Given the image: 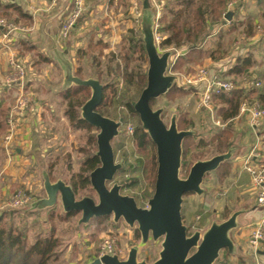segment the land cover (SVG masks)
I'll use <instances>...</instances> for the list:
<instances>
[{"label":"rangeland","instance_id":"rangeland-1","mask_svg":"<svg viewBox=\"0 0 264 264\" xmlns=\"http://www.w3.org/2000/svg\"><path fill=\"white\" fill-rule=\"evenodd\" d=\"M5 1L9 0H0V2ZM134 1L136 0H133L132 5L123 8L115 5L113 8L107 10L104 5L102 6L103 8L98 9V13L91 23L92 26L93 24L99 26L101 19L104 17H107L115 23H118L117 17H123L125 20L129 18L131 21L127 24L129 28L127 25L121 26L119 23L115 30L111 27L115 31L114 35L108 40V45L103 44L106 46L93 49L91 53L92 59H86L83 63L82 77L99 78L102 81L100 83L104 84L108 81L118 88L119 93L117 96L112 101L107 99V102H105V105L101 109L105 112V117L114 121L123 120L118 136L111 142L115 153V162L118 163L122 160V168L115 175L113 183L121 186V195L134 198L137 205L144 208L146 207L148 199L151 198L154 188L151 187L150 182L145 179L142 173L143 161L139 158V152L133 144V136H130L126 132V124H131L134 130L140 124L138 116H131L125 107L126 102L136 101L140 93L137 92L136 79L132 85L127 87L121 81V78H116V72L120 73L124 66L120 58L123 57L128 48V39L134 35L140 40L142 37L140 32V4L134 5ZM162 2H165V0H157L154 5L157 10L158 19L161 15L160 6ZM261 12L262 8L257 5L256 0H237L230 3L224 14V17L227 13L232 14L230 21H227L223 17L226 25L212 28L204 48L206 51H211L215 50L218 44H221V48L225 52L223 59L216 63L203 59L199 64H190L186 70L180 72L181 74H174L179 79L178 85L174 87H179L186 93L175 96L174 98H169L164 95L153 101V109L163 110L162 120L166 126L169 125L172 116H176L177 122L185 118L192 123V126L187 130L193 132L194 142L189 146L186 154V164H183L182 160L180 178L184 179L187 176L190 167L197 160H206L218 155L213 152V147L209 142L212 136L218 134L225 128H231L232 130V145L242 149V155L235 161V164H232V161L229 160L230 164L227 173L222 175L212 173L205 177L202 184V195L187 194L184 196L181 215L183 224L188 229V235L196 231L204 232L212 222L220 223L224 221L226 218L223 216L226 210L229 212V217L233 212L246 205V207L251 208V205L254 204L253 202H256L255 199L258 192L252 183L249 173L245 170L244 163L248 161V164L255 166V163H253L255 158L263 159L264 145L261 143L262 137L260 134L262 128L257 127V129L253 127L248 117L240 115V112L233 122L227 124L222 123L217 115L216 108L211 103L210 109L201 105V93L197 85L188 83L186 80L193 79L200 69H206L209 72L220 70L226 72L233 66L234 60L237 57L252 54L256 58L257 63L249 70V77L242 76L233 78L228 76L227 78V80H230L234 84V89H246V86H250V82L257 79L260 72L264 70V19L261 17ZM1 13L0 8V19L5 20L8 24H13L18 28V31L21 30L20 26L25 27L24 29L27 31L29 30L32 34L31 41L36 42L39 48L38 51L40 50L44 53L40 42L41 34L39 35L40 32L37 26V22L39 23V21L31 26L26 23L19 25L7 19ZM247 17H251L254 21V36L252 37H247L244 33L245 24L243 23H245ZM24 24L25 26H23ZM2 30L5 31L4 29ZM91 31L90 36L93 35V30ZM156 36L158 38L160 37L157 33ZM14 43L12 41H1L0 47L5 50L3 45L8 46L7 50H10L11 53L9 59L14 58L18 60L24 68L25 79L30 80L27 84L29 86L33 85L40 94L39 97L29 95L31 103L27 115L33 116V120L31 121L29 132L26 131L27 134L24 132L26 134L25 140L28 144L27 151H22L20 157L16 158L14 148L20 144L6 146L4 138L8 133V128L4 133L0 134V199L2 201H5L6 198H10L16 192L20 191L26 192L32 198H42L44 195L41 177L42 170L50 174L51 181H56L61 178L65 179V183H69L71 178L78 173L81 163L85 158L81 150H85L89 135L84 130H74L69 126L64 116L65 104L60 98L54 95V92L51 94L50 101H46V98L49 97H44V99L41 97L42 94H45V88L47 86L38 83L39 79L45 80L49 85L58 83L60 80V72H58L56 67L54 65H37L38 57L34 53L27 52L26 54L22 52L23 55L20 56L19 45L15 44L16 46H14ZM12 46L15 47L14 54L12 52ZM137 52L133 53L134 60L128 64L127 70L134 75L139 73L146 74V55L144 60H136L139 56ZM160 52L162 53V51ZM174 58L176 57L172 56L170 63L172 60H175ZM6 59L7 55L4 56L0 53L1 81H4L6 78L5 71L1 70L3 68L2 61L8 62L9 66V59L8 61ZM259 62H263V65H257ZM117 68L119 69L118 71ZM10 72L9 67V74ZM168 73L172 74L169 72V69ZM42 86L44 87L41 88ZM10 88L17 91L11 94L12 98H15L14 102L8 105L9 112L17 101V95L19 94L18 87L16 88L12 85L8 88L3 85L4 90ZM54 88H52V91ZM88 95L89 98V89ZM34 99L39 105H33L32 101ZM243 102L250 101L244 100ZM35 107L38 109L36 110ZM263 121L264 117L261 123ZM17 126L18 128L20 127L19 125ZM93 134L96 136L97 130L93 131ZM200 142L203 143L201 144ZM203 144L205 146H202ZM6 157L10 161L9 164L4 160ZM139 161H142V164L139 165ZM40 164H43L41 165L42 167ZM134 181L137 182L135 186L125 187L127 183L131 184ZM111 185L112 183L108 187ZM76 197L78 199L83 197L97 199L90 185L85 190L79 191ZM251 202L252 204L250 205ZM52 210H54L56 216L65 215L58 203L55 207L49 209L48 213L42 216L17 212L20 215L14 218L15 225L26 231L30 244L34 242L40 232L45 234L49 231L51 224H54L56 237L61 242V245L57 250L58 259L50 264H88L92 260L108 253L110 255H116L120 259H125L128 251L132 247H137L140 243V234L136 226L130 228L122 220L114 223L112 216L105 217L101 223L97 219H92L87 225H78L80 213H76L75 216L66 221L59 222L57 219H52L50 220L51 222L46 224L48 214ZM6 211L10 210L8 209ZM160 243L161 240H150L147 242L138 251V261L153 263L158 258ZM108 247L110 248L109 250L107 249ZM243 256L244 259L240 260L235 256L228 257L225 251H221L215 264H260L253 262V258L246 254H243Z\"/></svg>","mask_w":264,"mask_h":264},{"label":"water","instance_id":"water-1","mask_svg":"<svg viewBox=\"0 0 264 264\" xmlns=\"http://www.w3.org/2000/svg\"><path fill=\"white\" fill-rule=\"evenodd\" d=\"M139 10L141 40L147 58L146 84L137 100L131 102V107L138 116L141 129L155 146L157 160L154 190L146 207H139L134 198L121 195V186L113 183L115 175L122 168V160L115 162L111 142L118 136L123 120L114 121L96 111L102 101L104 85L98 79H80L75 76L67 54L56 52L51 39L53 58L62 70L63 91L73 86L90 90V97L79 108V115L97 130L94 155L99 160V166L88 175L89 185L97 199H78L69 184L61 179L52 182L49 175L42 170L44 197L32 201L25 208L17 209L16 212L43 214L59 203L65 214L80 213L78 225H87L92 219L112 216L114 223L122 220L130 228L136 226L140 243L128 251L125 259L105 254L88 264H215L221 251L240 257V249L231 234L240 226L239 218L247 211L246 208L233 212L220 223L212 222L204 232L196 231L191 235H188L181 215L184 196L202 195L205 177L238 154L239 148L232 145L223 154L197 160L190 167L187 176L180 178L182 143L185 138L193 136V132L178 130L176 116H172L166 126L162 120L163 110L150 106V102L166 95L178 85V77L168 73L174 51L161 53L158 49V18L154 5L149 0H141ZM231 15L227 13L224 18L230 21ZM150 240H161L158 258L153 263L138 261L139 249Z\"/></svg>","mask_w":264,"mask_h":264},{"label":"trees","instance_id":"trees-1","mask_svg":"<svg viewBox=\"0 0 264 264\" xmlns=\"http://www.w3.org/2000/svg\"><path fill=\"white\" fill-rule=\"evenodd\" d=\"M237 0H165L161 5V15L157 19V34L160 36L158 49L162 52L166 51H182L175 60L169 64V72L172 74H181L180 72L187 69L190 64H199L201 60L208 59L212 63L219 62L225 56L221 44H218L215 50L206 51L205 43L210 35L212 28H218L226 25L223 21L224 14L227 11L228 5ZM257 5L262 8L261 17L264 19V0H256ZM1 14L7 19L12 20L14 23L22 25V23L30 24L31 17L28 13L24 12L21 6L13 1H6L5 4L0 5ZM82 18V17H81ZM81 18L79 20H81ZM251 17H247L245 21L244 33L247 37L254 36V24ZM231 24V23H230ZM242 24V23H241ZM25 26V24L23 25ZM233 27V26H232ZM25 27L20 26L21 30ZM133 34V33H132ZM128 48L120 59L123 61L124 66L120 73L116 72V78H121L125 86L132 85L133 81L137 80V92L140 93L146 84V74L139 73L134 75L128 72V64L134 60L133 53H139L136 60H144L145 51L141 40L137 37L131 36L128 41ZM106 46L100 41L95 45L88 46L87 51L78 50L76 58L78 62L81 60L92 59L93 49ZM112 57H114L112 55ZM94 59V58H93ZM44 63L49 60L41 56ZM256 58L252 54L243 57H237L234 60L233 66L223 73L222 77L227 79L229 77H249V70L256 65ZM263 65V62L257 64ZM119 68V67H118ZM117 68V71L119 70ZM189 70V69H188ZM82 67H78L76 76L82 78ZM99 82H102L98 78ZM254 81L260 82L259 88H235L228 93L214 94L211 98V104L217 110V115L220 121L224 124L233 122L239 115V107L244 100L252 102L256 100L260 107L264 109V70H262L257 79ZM113 82V81H111ZM102 84V83H101ZM104 89L102 93L101 104L97 107L96 111L105 116V112L101 109L107 102V99L113 100L118 92V88L113 83L108 81L103 84ZM109 90V91H108ZM109 93V98L108 94ZM186 92L179 88L174 87L166 94L169 98L183 95ZM88 88L85 87H71L61 94L62 101L65 104L64 116L68 124L74 130H84L88 135L86 148L81 150L85 155L79 171L69 181V185L73 188L74 193L85 190L89 185L88 175L95 168L99 166V160L94 155L95 153V136L93 131L95 129L88 125L80 118L79 108L84 101L88 98ZM153 106V101L150 102ZM127 112L131 116H137L131 107V101L125 103ZM9 116L8 105L0 101V134L4 133L7 128V120ZM192 126L191 121L188 119H181L177 122L178 130H187ZM261 143L264 145V121L261 123ZM133 144L139 152V158L143 161L142 173L147 181L150 182L151 187L154 188L155 175H156V149L150 141L148 135L141 129L140 124L136 126L133 132ZM194 142L193 136L187 137L182 143V160L186 164V154L189 146ZM201 144L203 142H200ZM210 145L213 147L215 154H223L232 146V130L225 128L218 134L212 136ZM202 146H205L203 144ZM115 155V153H114ZM139 161L138 164H142ZM256 167H264V157L255 158L253 160ZM229 162H225L219 166L214 174L222 175L228 172ZM119 172V171H118ZM117 172V173H118ZM49 174V173H48ZM51 179V176L49 174ZM137 182L131 184L127 183L125 187H133ZM35 200L36 198H32ZM15 210L4 211L0 214V264H50L58 259L57 250L61 242L56 237V228L51 224L49 231L45 234L40 232L31 244L28 242L27 233L24 229L18 227L14 223V218L19 216ZM75 212L67 213L64 216H56L52 210L47 217V223L52 219L66 221L75 216ZM229 215L228 210L224 213V218ZM22 216V215H21ZM49 218V219H48ZM105 218L97 219L102 222Z\"/></svg>","mask_w":264,"mask_h":264},{"label":"crops","instance_id":"crops-1","mask_svg":"<svg viewBox=\"0 0 264 264\" xmlns=\"http://www.w3.org/2000/svg\"><path fill=\"white\" fill-rule=\"evenodd\" d=\"M10 1H13L16 4H18L19 6H21L24 12L28 13V15L31 17V23L29 26L39 21V23L37 22V26L40 32L39 35L41 34L40 42L44 50V53L41 52L40 50L38 51L39 48L37 47L36 42L31 41L32 39L31 32H29V30L27 31L24 29L22 31L21 30L15 31L12 34V40H11L13 43L17 40L14 43V46H16L15 44L19 45V50H20L19 54L21 53L20 56L23 55L22 52L23 53L25 52L26 54L27 52L34 53L38 57L37 65H48V66L54 65L56 69L58 70V72H60V80L55 85L53 84L49 85L45 82V80L39 79L38 83L44 84V86H47L45 88L46 89L45 94L41 95V97H43L42 99H44V97H49V98H46L47 99L46 101L51 100L52 92H54V95H56L58 98L62 100L61 94L65 92L63 91V87H62L63 86L62 70L59 66V63L55 61V59L53 58V54L51 52L52 51L51 39L54 42V50H56V52L67 54V57L70 59V62L72 65V72L76 76L78 67L81 66L83 70V63L85 62L84 60H81L80 62H78L76 58L77 51L78 50L87 51L88 46H90L91 44L95 45L99 41L103 44L108 45V40L112 38V36L114 35L115 31L113 30H115L118 23L119 25L123 26V25H127L131 21L129 18H126L128 20L127 21L123 17H117L118 23H115V22H112L107 17H104L101 19V23L99 26L97 24L95 25L93 24L92 26L91 23L94 21V18L98 13V9L103 8L102 6L104 5L106 6L105 9L107 10L113 8V6L115 5L118 6L119 8L120 7L123 8L125 6L132 5L133 3V0H86L85 1V11L82 15L81 20L77 22L75 27L69 33L68 37L64 41H61L59 38L61 22L63 21L65 16H67V14L73 9L74 0H10ZM140 2L141 0H136L134 1V5H138L140 4ZM5 3L6 1L0 2V5H3ZM111 27H113V30L111 29ZM127 27L129 28L128 25ZM26 29H29V28H26ZM91 30H93L92 36H90ZM1 34H2V30H0V35ZM13 38H14V41H13ZM0 46H1V36H0ZM12 48L14 49V50L12 49V52L14 54L15 47L12 46ZM7 49L4 50L0 47V53H2L4 56L7 55L6 61H8L10 54H11L10 50H7ZM181 52L182 51H174L173 56L177 57ZM41 56H42V59L43 58L48 59L49 62L44 63V61L41 60ZM2 64H3V68L1 70L5 71L4 72L6 74L5 77H7L9 74L8 62L2 61ZM84 78L86 77H82L81 79H84ZM94 79H97V78H94ZM3 82L4 81L0 80V101L7 103V105H10L11 102L12 103L14 102V98H15V97L12 98L11 94L13 92H16L17 90L14 91L13 88L4 90ZM29 82L30 80L26 78V84L23 89L25 96L29 97V95H33L35 97H39V94H40L39 91L33 85L29 86L27 84ZM44 86H42L41 88H43ZM52 88H54L53 91H52ZM32 102L34 106L39 105L35 99ZM35 108L36 110L38 109L37 107ZM27 113L23 116V118L20 119L19 123L17 124L20 127L18 128L17 126L13 130L12 138L10 142L6 144V146H10L13 144L15 145L20 144L18 146H15L14 148L16 158L20 157V154H22V151L24 152L25 150L27 151L28 149V144H27V141L25 140V136L27 132H29L28 130L31 127V121L33 120L32 119L33 116L27 115ZM257 129H254V130H257ZM24 132H26V134H24ZM241 151L242 149L239 148V153L234 155L230 159L232 161V164H235V161H237L238 158L242 155ZM4 160L8 164L10 163L7 157L4 158ZM228 162L230 163V161ZM41 165L43 164H40V166ZM61 180L66 182L65 179H61ZM253 203L254 204H252V202L250 203V205L252 204L251 208L246 207L247 205L243 207V208H246L247 211L242 216H240L239 218L240 226L232 232L231 237L233 241L235 242L236 246L240 249L239 251L240 257H236L237 259L238 258L240 260L244 259L243 254H246L247 256L253 258L254 260L253 262L264 264V246H261L260 248L254 250L248 245V240H249L250 234L254 226L264 216V207L258 206L256 202H253ZM48 211L49 210H47L43 214H39V213H27V214L42 216L48 213ZM228 257H233V256L228 255Z\"/></svg>","mask_w":264,"mask_h":264},{"label":"built area","instance_id":"built-area-1","mask_svg":"<svg viewBox=\"0 0 264 264\" xmlns=\"http://www.w3.org/2000/svg\"><path fill=\"white\" fill-rule=\"evenodd\" d=\"M85 1L86 0H74L73 9L65 16L61 22V27L59 31V38L64 41L71 30L75 27L79 19L82 17L85 11ZM152 4H156L157 0H149ZM158 18V17H157ZM4 29L5 31H3ZM157 29V25H156ZM0 30H2L1 41H11L12 34L18 30L13 24H8L5 20L0 19ZM157 33V32H156ZM157 43L159 44V39L156 36ZM5 49L8 46L3 45ZM10 74L5 78L3 85L5 87H10L14 85L18 87L19 94L17 95V101L11 108L7 120L8 133L4 138L5 144H8L12 138V132L16 128L20 119L29 111L30 99L25 96L23 89L25 87V71L23 66L15 60L14 58L9 59ZM224 71L209 72L206 69H200L193 79L186 80L188 83L197 85L199 92L201 93V105L207 109H210L211 98L214 94L231 92L234 89V84L222 77ZM174 75V74H173ZM246 86V89L259 88L260 83L258 81H252ZM201 89V90H200ZM240 115H245L248 117L251 125L253 127H260L262 118L264 117V109L260 107L257 101L243 102L239 107ZM126 132L132 136L134 129L131 124H126ZM249 162H245V170L249 173L252 183L257 189L256 203L260 207H264V167H255ZM32 201V197L28 196L26 192H16L10 198H6L5 201L0 199V213L6 210H17L25 208ZM248 245L254 250L264 246V216L261 218L254 226L249 240ZM110 249L109 247L107 248ZM107 255H110L108 253Z\"/></svg>","mask_w":264,"mask_h":264}]
</instances>
